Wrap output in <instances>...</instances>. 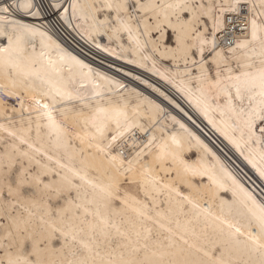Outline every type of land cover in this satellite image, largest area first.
Instances as JSON below:
<instances>
[{
	"label": "bare ground",
	"instance_id": "obj_1",
	"mask_svg": "<svg viewBox=\"0 0 264 264\" xmlns=\"http://www.w3.org/2000/svg\"><path fill=\"white\" fill-rule=\"evenodd\" d=\"M27 2L0 0V264H264V0Z\"/></svg>",
	"mask_w": 264,
	"mask_h": 264
},
{
	"label": "snow or ice",
	"instance_id": "obj_2",
	"mask_svg": "<svg viewBox=\"0 0 264 264\" xmlns=\"http://www.w3.org/2000/svg\"><path fill=\"white\" fill-rule=\"evenodd\" d=\"M238 2H239V0H237V3ZM32 6L33 5L31 3V0H28V2L26 4L22 5V7L26 8V9H30ZM73 7H75V5H73ZM109 7H111V5H109ZM228 10L229 11H235L236 9L233 7V8H229ZM5 11H7V9H5ZM36 14L37 13H33V15H36ZM211 20H212V28H211V30H208L206 28L205 29V33L202 34L205 37V38L202 39V45L203 44H208L209 45L208 56L211 57V60H208L207 57L203 56V53H204V48L203 47H201L199 49V54L202 56L204 62L208 64V68H207V72L209 74L208 77H207L208 79H212L211 73L213 71V66H215L218 69L220 61L223 58V53L220 52V51H217V49L219 48V45L217 44L216 39H215L216 32L221 27V21L215 15L211 16ZM251 25H252V30H253L252 31V36H253V39H255L257 31L258 30H264V24L258 25L256 20L253 19L252 22H251ZM20 27L26 28L27 26L21 25ZM207 37H212V39H207ZM3 50L6 51V49H3ZM216 75L218 77L219 76V72H217ZM260 79H261L262 86H264V73L261 74ZM239 98H240V90L238 88L237 89V99H239ZM229 100L231 101V97L229 98ZM262 103H264V100H262ZM45 107H46V105H45ZM260 119H261V122L264 123V115H261ZM259 131L261 133V136H264V127L259 128ZM118 135H123V133H118ZM118 135H113L111 137L112 141L117 140L118 139ZM261 174L264 175V172H262ZM261 228L264 229V217H261ZM237 231H239V229H237ZM26 243H27L26 241H21V246L23 247ZM8 264H20V261L19 260L9 259L8 260ZM23 264H33V262L25 260L23 262Z\"/></svg>",
	"mask_w": 264,
	"mask_h": 264
},
{
	"label": "rangeland",
	"instance_id": "obj_3",
	"mask_svg": "<svg viewBox=\"0 0 264 264\" xmlns=\"http://www.w3.org/2000/svg\"><path fill=\"white\" fill-rule=\"evenodd\" d=\"M171 35H173L172 32H170V34L168 35V38H167V40H168L169 43H173V42H174V37L171 36ZM171 37H172V38H171ZM170 39H171V40H170ZM170 63H171V62H170Z\"/></svg>",
	"mask_w": 264,
	"mask_h": 264
}]
</instances>
